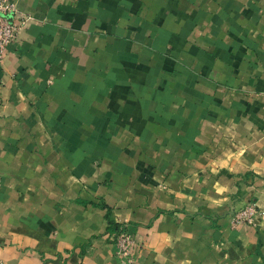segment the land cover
<instances>
[{"label":"crops","instance_id":"crops-1","mask_svg":"<svg viewBox=\"0 0 264 264\" xmlns=\"http://www.w3.org/2000/svg\"><path fill=\"white\" fill-rule=\"evenodd\" d=\"M10 2L0 262L264 264V0Z\"/></svg>","mask_w":264,"mask_h":264},{"label":"built area","instance_id":"built-area-1","mask_svg":"<svg viewBox=\"0 0 264 264\" xmlns=\"http://www.w3.org/2000/svg\"><path fill=\"white\" fill-rule=\"evenodd\" d=\"M26 23V17L17 10L10 0H0V64L9 45L16 41L18 30ZM260 211L253 204H248L232 213L231 223L238 225H253L254 218ZM111 242L115 256L123 263H131V249L134 246L133 233L119 224ZM0 264H2L0 262Z\"/></svg>","mask_w":264,"mask_h":264},{"label":"trees","instance_id":"trees-1","mask_svg":"<svg viewBox=\"0 0 264 264\" xmlns=\"http://www.w3.org/2000/svg\"><path fill=\"white\" fill-rule=\"evenodd\" d=\"M118 229H119V226L118 225H115V224H113L111 222L109 223V230L111 232H116Z\"/></svg>","mask_w":264,"mask_h":264}]
</instances>
